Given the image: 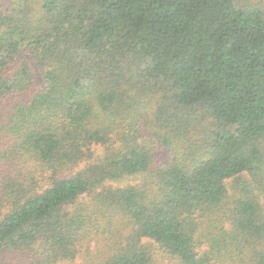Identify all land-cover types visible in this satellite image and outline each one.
I'll return each mask as SVG.
<instances>
[{
	"label": "trees",
	"instance_id": "16d2710c",
	"mask_svg": "<svg viewBox=\"0 0 264 264\" xmlns=\"http://www.w3.org/2000/svg\"><path fill=\"white\" fill-rule=\"evenodd\" d=\"M2 102L0 264H153L152 243L177 264H264L257 0H19L0 14Z\"/></svg>",
	"mask_w": 264,
	"mask_h": 264
},
{
	"label": "rangeland",
	"instance_id": "374dc122",
	"mask_svg": "<svg viewBox=\"0 0 264 264\" xmlns=\"http://www.w3.org/2000/svg\"><path fill=\"white\" fill-rule=\"evenodd\" d=\"M19 0H0V14L5 13L8 9L12 8L18 3ZM32 3L33 8L39 9L42 0H29ZM257 3H259L264 8V0H257ZM41 88V77L40 74L37 72V75L35 76V86L30 91V93L25 97V99L22 102L28 101L34 94L40 91ZM14 104L9 102H2L0 104V116L4 119H6V116H8V113L10 112L12 106ZM140 133L142 136V139L145 141L147 139L153 140L155 142L156 140L151 137L149 131L147 130V127L145 125V122L142 121L140 124ZM157 147V151H155V154H157V159L163 162H167L171 159V154L167 153L166 149L163 148L160 144H155ZM71 175H68L67 177H70ZM247 179V178H246ZM150 180V177L147 178V176L140 175V176H132V177H125L119 180L118 182H109L104 185V187H112V188H125L128 186L132 187H138L140 190H145L146 186L145 183ZM249 181V178H248ZM251 182V180H250ZM147 184V183H146ZM227 188L229 191V200L224 206V211L227 212V214L232 210V203L236 197V188L234 187V181L233 179L227 182ZM101 188L99 187L97 189V192H99ZM235 196V197H234ZM148 246V244H147ZM149 249L151 250L152 254V262L153 264H177L175 260H173L170 256L164 254L160 248L155 246V244L152 243V245L149 246ZM8 256H10L9 253H7ZM8 256L4 255L2 257V260L5 264H13L11 261H8ZM30 264V262H28ZM74 264H86L84 258H80L76 260Z\"/></svg>",
	"mask_w": 264,
	"mask_h": 264
}]
</instances>
